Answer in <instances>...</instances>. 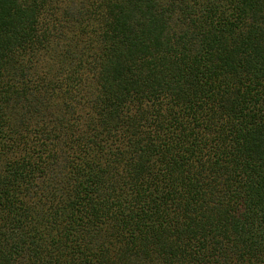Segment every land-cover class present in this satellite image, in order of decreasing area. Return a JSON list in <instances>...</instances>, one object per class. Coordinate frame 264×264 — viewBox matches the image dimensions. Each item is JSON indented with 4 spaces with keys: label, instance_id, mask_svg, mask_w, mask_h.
Masks as SVG:
<instances>
[{
    "label": "trees",
    "instance_id": "trees-1",
    "mask_svg": "<svg viewBox=\"0 0 264 264\" xmlns=\"http://www.w3.org/2000/svg\"><path fill=\"white\" fill-rule=\"evenodd\" d=\"M58 1L0 0V264H264V0Z\"/></svg>",
    "mask_w": 264,
    "mask_h": 264
},
{
    "label": "rangeland",
    "instance_id": "rangeland-1",
    "mask_svg": "<svg viewBox=\"0 0 264 264\" xmlns=\"http://www.w3.org/2000/svg\"><path fill=\"white\" fill-rule=\"evenodd\" d=\"M81 0H59L58 3H57V7H58V10H60L61 14H60V17L63 19H65V14L64 12L66 11V8H68V6H72V5H75L77 6L78 3L80 2ZM63 25V24H62ZM67 29V27H65ZM65 32V31H64ZM73 34L71 32H69V36L72 37L73 39H76V37L72 36ZM69 38V37H68ZM78 39V38H77ZM67 46L69 45V42H64L62 44V46ZM54 52V51H53ZM52 52V54H54Z\"/></svg>",
    "mask_w": 264,
    "mask_h": 264
}]
</instances>
